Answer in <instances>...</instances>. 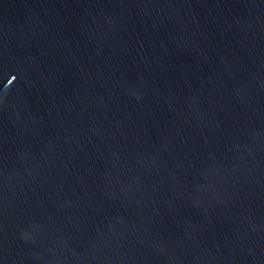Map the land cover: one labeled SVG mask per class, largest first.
Masks as SVG:
<instances>
[{
  "label": "water",
  "instance_id": "1",
  "mask_svg": "<svg viewBox=\"0 0 264 264\" xmlns=\"http://www.w3.org/2000/svg\"><path fill=\"white\" fill-rule=\"evenodd\" d=\"M0 264H264V0H0Z\"/></svg>",
  "mask_w": 264,
  "mask_h": 264
}]
</instances>
